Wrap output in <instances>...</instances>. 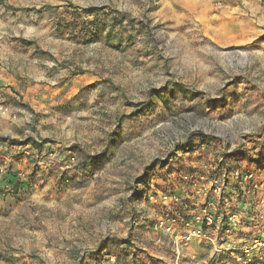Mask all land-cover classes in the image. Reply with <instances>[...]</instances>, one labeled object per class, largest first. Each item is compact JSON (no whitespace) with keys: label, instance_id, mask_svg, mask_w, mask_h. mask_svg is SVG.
<instances>
[{"label":"rangeland","instance_id":"obj_1","mask_svg":"<svg viewBox=\"0 0 264 264\" xmlns=\"http://www.w3.org/2000/svg\"><path fill=\"white\" fill-rule=\"evenodd\" d=\"M1 1L0 264H201L138 231L220 154L264 180V0Z\"/></svg>","mask_w":264,"mask_h":264},{"label":"built area","instance_id":"obj_2","mask_svg":"<svg viewBox=\"0 0 264 264\" xmlns=\"http://www.w3.org/2000/svg\"><path fill=\"white\" fill-rule=\"evenodd\" d=\"M236 163L237 159L233 155L223 154L207 161L204 164L207 170L200 177L197 176L199 179L194 182L204 194V206L199 210L190 208L187 213L180 216L167 213V216L173 218L166 221L161 219L156 223V230L165 229L166 236L171 237L177 262L187 252L192 260L197 261L195 257L197 253L190 252L191 247L197 245L208 251L206 259L203 258L201 264H259L254 262V258L257 255L256 250L264 251V207H259L257 214L253 211L250 217H246L242 209L249 205L253 210L257 199L253 200L252 191L260 183L264 194V180L257 183L250 166L242 169L240 165H235ZM260 170L264 175V168ZM208 175L212 176L209 180ZM192 178L185 176L184 181L188 183L187 181ZM249 178L255 182V187L250 188L246 184ZM205 179L209 182L201 181ZM232 179H235L236 183H232ZM184 186L188 187L186 184ZM230 188L234 190L231 189V193H227V189ZM188 197L190 195H187ZM194 197L193 195L190 198ZM164 198L167 199L168 196ZM175 200L178 201L179 198ZM196 201L190 202L196 205ZM259 201L264 205V195ZM220 203L224 205V210ZM219 207L222 210L219 211ZM250 232L253 235L248 238ZM159 241H164L163 235L159 236Z\"/></svg>","mask_w":264,"mask_h":264},{"label":"crops","instance_id":"obj_3","mask_svg":"<svg viewBox=\"0 0 264 264\" xmlns=\"http://www.w3.org/2000/svg\"><path fill=\"white\" fill-rule=\"evenodd\" d=\"M2 5H3V4H2V1L0 0V7H2ZM4 8H5V7H4ZM139 199H140V198H138V200H139ZM148 203L153 207V204H154L153 201H149ZM141 204H144V200H143V202H142V200H141ZM153 209H154V208H152V210H153ZM148 214H149V213H148ZM153 214H154V212H153V213H150V214H149L150 216H146L145 219H146V220L149 219V218H150V220L154 219V217H153L154 215H153ZM157 220H158V217H157ZM140 222H141V224L144 223L143 226L146 227V223H147V221L140 220ZM138 224H139V223H138ZM155 225H156V224H155ZM155 225H154V227L152 226L153 229H156V228H155ZM152 227H151V228H152ZM164 230H165V229H158V230L154 233L152 230H149V231H146V232H145V230H143V228H142V229H140V230L138 231V232H139L138 234H140V238H141L140 240H141L142 242L145 241V238H146V239H149V241H151V240H152V241H155V243H154L155 246H154V247H156V249H155V248H151V251H152V252H156V254H157L158 257H159V256L162 257V255L158 252L159 249H160V246H161V245H159V242H161V241H159V236H160V235H163L164 238L166 237V234H165V231H164ZM164 241H165V240H164ZM164 241H163V242H164ZM163 247H166V245H163ZM199 248H200V246L193 245V247H191V249H190V252H192V253H193V252L196 253V252L199 250ZM161 249H163V248H161ZM173 255H174V254H173ZM170 256H171V255H168V256L165 255V258H166V257L170 258ZM200 256H201V255H200ZM130 260L133 261L132 257H127V258H126V264H131V263H130ZM173 260L177 261L176 259H172V262H173ZM175 261H174V262H175Z\"/></svg>","mask_w":264,"mask_h":264}]
</instances>
